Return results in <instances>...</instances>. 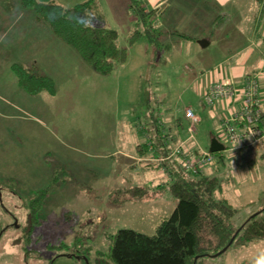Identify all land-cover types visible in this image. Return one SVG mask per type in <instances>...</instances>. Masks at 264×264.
<instances>
[{
	"label": "rangeland",
	"instance_id": "rangeland-1",
	"mask_svg": "<svg viewBox=\"0 0 264 264\" xmlns=\"http://www.w3.org/2000/svg\"><path fill=\"white\" fill-rule=\"evenodd\" d=\"M160 1V8H166L165 3L169 6L163 17H172L170 11L178 8L190 16L181 22L161 20L157 29L162 31V46L157 56L153 45L143 37L128 45L133 23L124 18L121 0H109V12L119 26L118 42L128 49L124 64L117 65L108 76L94 73L75 87L66 84L68 89H58L55 96L46 91L32 95L15 85L27 96L14 95L22 110H11L0 100V110L13 114L12 119L0 122V186L4 188L0 194V264H115L106 234L120 228L151 234L159 218L173 209L167 191L156 193L152 201L119 204L121 192L117 189L135 184L154 188L167 173L154 167L151 155L137 156L127 142H113L112 133L106 130L111 120H119V128L128 121L137 137H142L150 111L166 127L171 126V133L176 127L181 137L187 138L191 136L187 131L190 124L184 110L189 107L199 119L192 140L209 151L213 125L208 104L201 102L195 89L199 67L213 69L231 54L242 52L255 17L261 8L264 11V0H228L221 7L211 0ZM10 3L0 0V12ZM259 31L264 32V12ZM200 37L207 38L209 44L198 43ZM3 43L0 40V47ZM14 58L13 52L0 50V71ZM116 110L118 114L113 112ZM37 113L48 116L49 122L40 123L29 115ZM139 137L129 141L136 147V143L144 142ZM65 141L66 146L61 144ZM106 141L117 145L119 151ZM95 143L97 148L92 146ZM263 143L264 135L233 156L225 152L232 159L233 181L224 182L223 195L238 208V220L264 207V158H256ZM183 146L187 154L186 149L194 144L184 142ZM123 150L135 152L132 163L122 164ZM252 159L256 160L249 163ZM212 162L203 172H209L217 159ZM44 189L39 222L33 225L31 241H26V228L30 226L27 202ZM258 250H264V241L241 248L232 245L222 254L202 260L204 264H254Z\"/></svg>",
	"mask_w": 264,
	"mask_h": 264
},
{
	"label": "trees",
	"instance_id": "trees-1",
	"mask_svg": "<svg viewBox=\"0 0 264 264\" xmlns=\"http://www.w3.org/2000/svg\"><path fill=\"white\" fill-rule=\"evenodd\" d=\"M19 3L46 22L52 33L69 45L94 73L108 76L117 65L126 62L128 49L119 44L118 31L107 25L100 0H83L72 6L40 0H19ZM127 3L134 16L133 29L127 38L128 45L132 46L143 37L153 45V54L157 56L162 46L159 36L162 31L155 27L156 10L146 9L140 0H127ZM259 12L256 19L258 22L262 21L264 11L261 8ZM184 37L194 39L188 35ZM10 67L19 87L25 92L32 95L41 91L54 94L55 85L51 77L38 74L32 67L15 62ZM255 73L256 70L245 75L242 84L248 76ZM202 97L205 101V95ZM146 117V139L136 145V155H151L155 159L154 167L157 170L163 169L167 177L154 188L135 184L117 189V193L121 192L119 204L154 200L156 193L167 191L174 207L159 218L151 234L133 228H120L115 233L106 234L112 261L115 264H204L203 257L215 256L229 243L226 250L232 245L241 248L264 241V207L250 213L243 220H238V208L223 195L224 182L233 181L230 172L232 159L226 155L227 151L211 153L217 162L209 172H203L204 169L196 173L187 171L181 165L182 153L169 156L175 149L174 145L179 142L176 127L171 133V126L166 127L158 115L148 111ZM231 123L238 128L241 125L240 121ZM256 124L264 134V103L260 107ZM212 137L220 142L216 130L212 131ZM263 146L257 159L264 158ZM186 150L189 151V156H198L205 149L194 144L192 149ZM255 160L252 159L249 163ZM3 189L0 186V194ZM46 191H37L27 202L30 226L26 228V241L30 239L33 225L39 222L37 215ZM217 194L222 196L217 197ZM68 255L75 256L73 253Z\"/></svg>",
	"mask_w": 264,
	"mask_h": 264
},
{
	"label": "crops",
	"instance_id": "crops-1",
	"mask_svg": "<svg viewBox=\"0 0 264 264\" xmlns=\"http://www.w3.org/2000/svg\"><path fill=\"white\" fill-rule=\"evenodd\" d=\"M4 1L8 4L11 2V0ZM40 1H55L64 6H72L83 0ZM121 1L124 4V12H126V14L123 15L124 18H126V21L133 23L134 16L128 6L127 0ZM140 1L143 3L146 9L156 10V28H158V24L163 18H166L164 21L175 19L176 21L181 22L182 20L187 19V16H190H185V13H183L184 10L178 8V11H176L175 9L170 11L174 13V15L172 13L170 14V16L173 15L172 17H163L162 15H165V12H167L168 10V3H165L166 8L162 9L160 8L162 6H160V0ZM227 1L228 0H211V3L219 5L221 7ZM100 2L106 16L107 25L109 27L115 28L116 30L119 29L118 24H115L114 22L111 12H109V9L111 8L109 5V0H100ZM10 4L11 5L9 7L4 6L5 9L0 12V40L4 42L0 47V50L7 49L13 52L17 58L7 61L5 63V66L1 68L2 71H0V100L3 101V105L8 107L11 106V110H14L15 107L22 110V108H20L19 104L16 102L14 95L16 96L17 94H20L23 98L27 97L24 93H22V91L15 88V85H18V83L16 76L14 75L10 67L11 63L13 62L26 67L30 66L34 69V72L51 77L54 80V85L56 87L54 90V96L57 94L58 89H62L63 87L67 88L66 84L70 87H75L76 84H82V81L93 76L94 72L91 70V68H89V66L69 45L64 43L52 33L46 22L38 19L36 14L31 9L22 7L19 3V0H15ZM259 11H261V9ZM254 22V26L251 32H249V38L246 43L247 46L243 47L242 52L237 51L231 54V56L225 59V61L215 65V68L213 69H211L212 66L205 69L199 67L200 69L197 73L198 76L196 78L195 89L200 97L201 102L203 100L202 96L204 94V91H206L208 87L212 86L213 84L220 82H231L233 87L237 90L241 87L245 75L253 73L255 72V70L257 72L260 69L262 65V59L264 58V32L261 33L259 31L261 21L258 22L255 17ZM198 37L199 36H197V38ZM203 38L204 37H200L201 40ZM200 39H197V41ZM204 40H207V38H204ZM208 44L209 42L207 41V45ZM4 79L8 80L12 84L8 83ZM260 102L262 105L264 103V99H261ZM240 107V98L234 95L229 99L224 98L215 100L211 106L207 107L209 109V116L213 125L212 131L215 132L214 130H216L218 124L224 118H229L234 112L238 111ZM113 112H117L118 114L117 110ZM15 115H18V113L16 112ZM29 115L40 123L44 124L46 123V121L49 122L48 116H43L41 115V113ZM12 118L13 114L0 110V122L7 121ZM118 121L112 122L111 120L106 124L108 126L106 130L112 133L111 139L113 140V142L116 141L117 143L119 142V139L122 143H124L125 141L127 142L126 144H128V147H133L136 150V147L133 144L134 140L136 141V139L139 137H137V134L135 133L136 131H134V128L130 126V123L128 121H124L126 123L124 124L123 122V124H121L122 127L119 128V125L117 124ZM39 125L44 126L42 124ZM138 129H140V127ZM142 130H144V128H142ZM122 137L127 138L121 139ZM129 138H131L133 142L129 141ZM184 138L186 137H181L180 132H178L179 142L184 141L185 144H196L194 143L195 141H193L192 138ZM145 139L146 138L143 135L142 137H139L138 140L145 141ZM106 142H108L110 145H113V148L117 149L116 151H119L117 145L114 146L113 142ZM106 142L104 143L105 145L107 144ZM61 144H65V146L67 145L66 141ZM90 146L91 145H89V147ZM92 146L97 148L96 143ZM83 152H85V150ZM120 152L123 160L122 164H130L133 162L132 160H134L135 158L134 151L130 152L128 150H123ZM85 156L88 157V155Z\"/></svg>",
	"mask_w": 264,
	"mask_h": 264
},
{
	"label": "built area",
	"instance_id": "built-area-1",
	"mask_svg": "<svg viewBox=\"0 0 264 264\" xmlns=\"http://www.w3.org/2000/svg\"><path fill=\"white\" fill-rule=\"evenodd\" d=\"M205 102L211 104L213 101L224 98H231L233 95L240 98L241 107L229 118H224L216 127L217 138L224 145L227 152L233 156L239 149L255 144L263 137L260 128L257 127V116L261 107V99H264V58L260 69L253 76H248L245 83L237 90L231 82L215 83L204 92ZM185 118L189 121L188 132L190 138L194 133V125L198 122V117L191 108L184 110ZM231 121H240V127L234 126ZM184 141L172 151V154L182 153L181 165L185 170L193 173L202 171L207 165H211L214 160L213 155L206 150H201L198 156H189L184 153Z\"/></svg>",
	"mask_w": 264,
	"mask_h": 264
},
{
	"label": "water",
	"instance_id": "water-1",
	"mask_svg": "<svg viewBox=\"0 0 264 264\" xmlns=\"http://www.w3.org/2000/svg\"><path fill=\"white\" fill-rule=\"evenodd\" d=\"M198 43H200L201 45H207V41L206 40H204V39H200V40H198L197 41ZM225 147H224V145L221 143V142H219L215 137H212L211 138V140H210V145H209V152L210 153H214V152H218V151H221V150H223ZM15 223H16V221H15ZM230 244V243H229ZM228 244V245H229ZM228 245L226 246V247H224L220 252H218L216 255H218V254H220V253H222L223 251H225L226 250V248L228 247ZM197 257H195V259H196Z\"/></svg>",
	"mask_w": 264,
	"mask_h": 264
},
{
	"label": "clouds",
	"instance_id": "clouds-1",
	"mask_svg": "<svg viewBox=\"0 0 264 264\" xmlns=\"http://www.w3.org/2000/svg\"><path fill=\"white\" fill-rule=\"evenodd\" d=\"M254 264H264V250H258Z\"/></svg>",
	"mask_w": 264,
	"mask_h": 264
}]
</instances>
